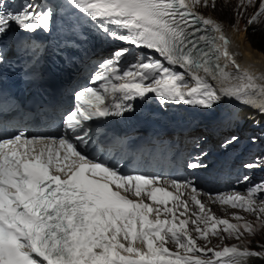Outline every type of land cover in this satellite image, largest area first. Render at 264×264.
I'll use <instances>...</instances> for the list:
<instances>
[{
    "label": "snow or ice",
    "instance_id": "snow-or-ice-1",
    "mask_svg": "<svg viewBox=\"0 0 264 264\" xmlns=\"http://www.w3.org/2000/svg\"><path fill=\"white\" fill-rule=\"evenodd\" d=\"M62 6L66 34L84 39L82 21L88 20L119 46L101 65L104 71L92 77L96 86L75 93L74 110L63 117V136L17 130L0 138V264L264 261V245L260 251L247 245L209 247L210 237L241 240L264 229V183L248 187L247 195L209 196L213 203L253 214L257 221L234 214L243 223H232L206 207L192 182L122 171L121 159L109 162L111 148L105 155L101 146L107 125L101 118L132 111L126 101L149 93L162 103L197 106L209 115L225 100L264 115V73L242 69L229 51L232 41L224 34V23L198 11H216L217 0H64ZM224 9L231 10V27L237 32L241 20L246 33L264 25V0H222ZM57 15L38 0H0V65L24 52L37 59L38 50L25 41L37 30L51 33ZM238 140L233 135L226 143ZM203 156L207 153L187 167L194 172L207 169ZM170 202L175 203L169 207Z\"/></svg>",
    "mask_w": 264,
    "mask_h": 264
},
{
    "label": "bare ground",
    "instance_id": "bare-ground-1",
    "mask_svg": "<svg viewBox=\"0 0 264 264\" xmlns=\"http://www.w3.org/2000/svg\"><path fill=\"white\" fill-rule=\"evenodd\" d=\"M224 34L231 39L232 45L230 46L229 51L235 54L236 63L239 64L242 69L251 71L256 75L264 73V54L254 49V46L248 40L246 33L238 34L237 31L233 29L224 30ZM229 70L235 71L234 68H230ZM86 80H88L87 76ZM80 87H82L81 84ZM238 115L239 117L246 116L248 119L252 116H256L258 121H264V115L251 107H243ZM250 124H254V126H256L255 128H258L254 121L248 122V125Z\"/></svg>",
    "mask_w": 264,
    "mask_h": 264
},
{
    "label": "rangeland",
    "instance_id": "rangeland-1",
    "mask_svg": "<svg viewBox=\"0 0 264 264\" xmlns=\"http://www.w3.org/2000/svg\"><path fill=\"white\" fill-rule=\"evenodd\" d=\"M235 2H236V0H232L233 4H235ZM221 7H222V0L221 1L219 0V1H217V10L216 11H211L209 9H200V12L206 16H211L215 20L223 22L225 25L224 30H233V27H231V25L234 24L235 21L229 19V16L231 15V10L230 9H224L223 11H221ZM250 11H252V10H250ZM244 28H245V21L241 20L239 23V31L237 33L238 34L246 33L244 31ZM261 28L264 29V25L257 27V30H261ZM255 32H253L250 28L249 31L246 33L249 41H250V38L252 36H254ZM254 49L257 50L255 47H254ZM257 51L260 52L259 50H257ZM260 53L264 54L263 52H260ZM248 222H251L253 224L257 223V221L252 220V219H249ZM232 243L238 244L241 246L247 245V247L250 249H252L251 248L252 244L264 245V229H260L255 236H248L247 239H243V240H239V241H236L235 239H233Z\"/></svg>",
    "mask_w": 264,
    "mask_h": 264
},
{
    "label": "trees",
    "instance_id": "trees-1",
    "mask_svg": "<svg viewBox=\"0 0 264 264\" xmlns=\"http://www.w3.org/2000/svg\"><path fill=\"white\" fill-rule=\"evenodd\" d=\"M251 43L253 46L259 50L260 52L264 53V29L256 30L254 36L250 38ZM254 248L258 247L257 245L253 246ZM251 264H264V261H261L260 258L254 257L251 258Z\"/></svg>",
    "mask_w": 264,
    "mask_h": 264
},
{
    "label": "clouds",
    "instance_id": "clouds-1",
    "mask_svg": "<svg viewBox=\"0 0 264 264\" xmlns=\"http://www.w3.org/2000/svg\"><path fill=\"white\" fill-rule=\"evenodd\" d=\"M255 245H257L258 247L254 248V249L257 251H260L259 244H255Z\"/></svg>",
    "mask_w": 264,
    "mask_h": 264
}]
</instances>
